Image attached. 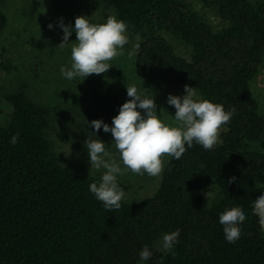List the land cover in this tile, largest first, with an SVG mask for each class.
Wrapping results in <instances>:
<instances>
[{
    "label": "trees",
    "instance_id": "16d2710c",
    "mask_svg": "<svg viewBox=\"0 0 264 264\" xmlns=\"http://www.w3.org/2000/svg\"><path fill=\"white\" fill-rule=\"evenodd\" d=\"M202 2L231 25L215 30L187 0L91 5L106 4L126 23L141 80L161 90L191 83L201 99L235 109L222 144L204 150L193 142L179 160L170 157L153 196L122 200L120 209L108 211L89 190L97 178L65 166L54 150L47 132L51 107L17 91L6 99L11 122L0 127V264H264V229L253 212L264 195V115L251 87L264 62V3ZM8 24L0 11V35ZM161 30L190 44L192 60L178 55ZM89 80L85 95L112 124L126 101L92 87L97 78ZM232 207L246 215L235 243L227 242L219 222ZM177 229L172 250H158L157 241ZM145 246L152 255L141 260Z\"/></svg>",
    "mask_w": 264,
    "mask_h": 264
},
{
    "label": "rangeland",
    "instance_id": "374dc122",
    "mask_svg": "<svg viewBox=\"0 0 264 264\" xmlns=\"http://www.w3.org/2000/svg\"><path fill=\"white\" fill-rule=\"evenodd\" d=\"M187 1L204 15L215 30L231 25L230 21L220 16L216 6L205 5L202 0ZM249 1L254 5L264 3V0ZM91 3L92 0H0V11L9 19L8 26L0 35V127H7L11 122L7 97L21 89L25 90L34 102L51 107V126L47 132L54 150L65 166L86 171L100 182L106 170H91L92 165L85 147L88 138L100 139L124 170V174L117 177L120 188L126 193L123 200L143 201L156 193L170 156L164 157V170L159 176L152 177L147 173L141 176L126 169L120 160L112 134L105 133L103 128L97 133L91 127L94 120H103L110 127L113 125L103 118L100 106L92 103V99L85 95V90L90 92L91 89L89 79L97 78L98 84L92 87H100L101 93L117 94L126 102L131 99L127 95L126 85H135L142 96H155L157 112L166 110L162 118L168 123L172 122L169 115L174 117L176 112L174 106L167 103L170 94L183 97L186 95V85L196 89L200 99L202 93L191 83L174 90H161L141 80L135 70L138 50L128 31L124 54L109 62L112 68L107 73L66 79L61 68L71 70L73 61L71 45L58 47L63 42L64 35L59 27L60 19L63 18L64 24L71 25L73 29L69 39V44H72L77 42V17L86 16L96 24L106 23L109 16L116 17L115 11L106 4L101 3L99 8H95ZM49 24L53 25L52 29H49ZM160 34L173 45L178 55L192 60L194 50L190 44L167 30H161ZM251 87L259 101L260 112L264 115V62L251 82ZM89 102L90 109L85 107V103ZM137 110L144 114L143 110ZM226 130L227 127L223 125L219 142L215 146L222 144V134ZM254 146L258 148L257 144ZM156 248L163 253L169 252L163 248V237L157 241Z\"/></svg>",
    "mask_w": 264,
    "mask_h": 264
},
{
    "label": "clouds",
    "instance_id": "9594fccd",
    "mask_svg": "<svg viewBox=\"0 0 264 264\" xmlns=\"http://www.w3.org/2000/svg\"><path fill=\"white\" fill-rule=\"evenodd\" d=\"M48 27L52 29L53 25L49 24ZM59 27L64 35L63 42L58 47L71 45V70L61 68L62 75L68 80L77 76L87 78L92 74L107 73L112 68L109 62L122 56L123 48L128 43L126 23L114 16H109L103 24L92 23L91 18L86 16L77 17V42L72 44H69L73 32L71 25H65L61 18ZM126 88L131 99L121 106L119 115L113 118V126L110 127L103 120H94L91 127L97 133L101 128L105 133L110 132L124 167L141 176L145 173L152 177L159 176L164 170V157L179 160L188 148L193 147V142L204 150H211L219 142L220 129L230 122L235 113L234 108L226 111L223 104L200 99L196 89L186 85V95L183 97L171 94L168 96L167 103L176 109L174 117L169 115L172 122L168 123L162 118L166 110L157 112L155 96H142L135 85H126ZM137 109L143 110L144 114ZM18 137L19 134L13 135L10 143L15 145ZM85 147L92 165L91 170H106L98 184L92 183L89 186L90 192L103 202L106 210L120 209L126 193L120 188L117 177L123 175L124 170L100 139L88 138ZM235 179L233 177L229 183L235 182ZM206 195L208 198V193ZM253 212L259 218L261 229H264V195L254 201ZM245 220L246 215L241 207H232L220 215L219 222L223 225L227 242L235 243L240 239V225ZM180 235V229L164 234V250L171 251L179 242ZM151 255L145 246L140 259L148 260Z\"/></svg>",
    "mask_w": 264,
    "mask_h": 264
}]
</instances>
